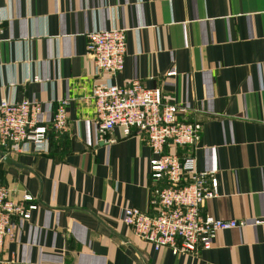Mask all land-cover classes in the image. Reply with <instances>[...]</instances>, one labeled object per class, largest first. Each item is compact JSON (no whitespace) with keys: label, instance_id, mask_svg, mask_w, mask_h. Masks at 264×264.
I'll return each mask as SVG.
<instances>
[{"label":"crops","instance_id":"0c3cea01","mask_svg":"<svg viewBox=\"0 0 264 264\" xmlns=\"http://www.w3.org/2000/svg\"><path fill=\"white\" fill-rule=\"evenodd\" d=\"M0 102L37 101L45 150L0 152V186L37 209L13 219L3 256L24 264H264V0H0ZM124 29L126 56L113 83L139 81L179 120L201 125L190 149L214 173L201 213L235 220L210 250H154L122 222L130 207L152 216V158L143 136H99L92 90L105 77L87 53L94 28ZM174 72L170 75L169 73ZM67 101V127L51 120ZM1 155L7 156L5 162Z\"/></svg>","mask_w":264,"mask_h":264},{"label":"built area","instance_id":"2783aa9c","mask_svg":"<svg viewBox=\"0 0 264 264\" xmlns=\"http://www.w3.org/2000/svg\"><path fill=\"white\" fill-rule=\"evenodd\" d=\"M3 20L0 19V35ZM87 53L97 74L105 77L92 90L97 132L99 136L122 130L125 137L133 131L146 140L151 149L149 161L151 177L158 184L152 191V216L127 207L122 222L154 250L169 248L175 255H194L198 250H210L218 232L239 227L235 220H220L204 216L201 208L207 199L217 194L218 182L214 173L198 171L195 159L185 152L174 150L192 148L200 137L201 125L179 120L187 109L166 103L158 89H147L139 81L123 86L113 78L123 70L126 56L124 29H91L87 35ZM170 75L174 72L169 73ZM61 100L51 120L57 133L67 127L65 105ZM41 105L37 101L0 102V152H22L30 145L34 153L45 150L49 129L39 124ZM31 197L21 201L10 197V190L0 186V264H24L3 256V245L13 234V219H30L37 209L29 204Z\"/></svg>","mask_w":264,"mask_h":264},{"label":"water","instance_id":"95a60500","mask_svg":"<svg viewBox=\"0 0 264 264\" xmlns=\"http://www.w3.org/2000/svg\"><path fill=\"white\" fill-rule=\"evenodd\" d=\"M1 158L5 161V162H10V159L7 156H3L1 155Z\"/></svg>","mask_w":264,"mask_h":264}]
</instances>
